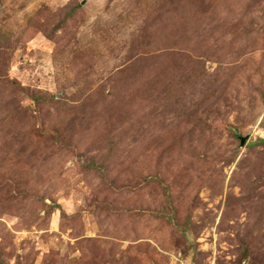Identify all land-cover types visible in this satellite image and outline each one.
Returning a JSON list of instances; mask_svg holds the SVG:
<instances>
[{
    "label": "rangeland",
    "instance_id": "374dc122",
    "mask_svg": "<svg viewBox=\"0 0 264 264\" xmlns=\"http://www.w3.org/2000/svg\"><path fill=\"white\" fill-rule=\"evenodd\" d=\"M0 264H264V0H0Z\"/></svg>",
    "mask_w": 264,
    "mask_h": 264
},
{
    "label": "trees",
    "instance_id": "16d2710c",
    "mask_svg": "<svg viewBox=\"0 0 264 264\" xmlns=\"http://www.w3.org/2000/svg\"><path fill=\"white\" fill-rule=\"evenodd\" d=\"M37 99H41V96L37 97Z\"/></svg>",
    "mask_w": 264,
    "mask_h": 264
},
{
    "label": "water",
    "instance_id": "95a60500",
    "mask_svg": "<svg viewBox=\"0 0 264 264\" xmlns=\"http://www.w3.org/2000/svg\"><path fill=\"white\" fill-rule=\"evenodd\" d=\"M243 143H244V140H243Z\"/></svg>",
    "mask_w": 264,
    "mask_h": 264
}]
</instances>
